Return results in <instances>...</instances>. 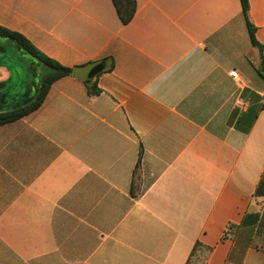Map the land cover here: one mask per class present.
I'll return each mask as SVG.
<instances>
[{"label": "crops", "instance_id": "1", "mask_svg": "<svg viewBox=\"0 0 264 264\" xmlns=\"http://www.w3.org/2000/svg\"><path fill=\"white\" fill-rule=\"evenodd\" d=\"M135 1L124 23L113 0H0V27L73 69L0 124V264H264V69L241 0Z\"/></svg>", "mask_w": 264, "mask_h": 264}, {"label": "trees", "instance_id": "2", "mask_svg": "<svg viewBox=\"0 0 264 264\" xmlns=\"http://www.w3.org/2000/svg\"><path fill=\"white\" fill-rule=\"evenodd\" d=\"M113 1L122 21L124 23L129 22L136 11V1L135 0H113ZM241 3L252 42L254 45H257L261 50V65L262 68L264 69V49H263V45L260 44L256 39V35H255L256 28L252 23L249 15V6H250L249 0H241ZM0 35L15 41L20 48L28 51L38 59L39 63L29 64L30 65L29 67L33 71L34 76L38 74L37 72L38 64L41 63L45 67V69L43 68L42 73H40V77L42 81L37 86L38 93L36 95L31 96L28 94L26 95L23 94V96L19 100V103L16 106L0 108V124H3L12 121L16 118H19L22 115L38 107L40 103L43 101L50 84L58 77L71 73L73 69L65 67L59 62L40 54L38 50L35 49V47H33L24 37H22L18 33L0 27ZM259 72L262 75V77H264V74L260 70ZM90 90L93 94H98L100 92V88L97 86L96 83L90 84Z\"/></svg>", "mask_w": 264, "mask_h": 264}, {"label": "rangeland", "instance_id": "3", "mask_svg": "<svg viewBox=\"0 0 264 264\" xmlns=\"http://www.w3.org/2000/svg\"><path fill=\"white\" fill-rule=\"evenodd\" d=\"M0 47L5 49L0 52L1 55H7L8 63L14 66L11 82L1 87L2 92H6L5 97H3L6 105L16 102L20 95H36L38 93L37 86L42 81L40 73H42L43 68L45 69L44 65L38 64V74L34 76L29 64L39 63L36 57L20 48L15 41L1 35Z\"/></svg>", "mask_w": 264, "mask_h": 264}, {"label": "water", "instance_id": "4", "mask_svg": "<svg viewBox=\"0 0 264 264\" xmlns=\"http://www.w3.org/2000/svg\"><path fill=\"white\" fill-rule=\"evenodd\" d=\"M109 66V60L108 59H101L99 61L93 62L90 65H88L87 69H86V74L84 75V78L87 82H90L95 75H97L98 73H100L101 71H103L104 69H106ZM6 92H0V98L5 97ZM23 95H20L18 100H16V102L12 103V104H7L3 107H14L19 103L20 98Z\"/></svg>", "mask_w": 264, "mask_h": 264}, {"label": "flooded vegetation", "instance_id": "5", "mask_svg": "<svg viewBox=\"0 0 264 264\" xmlns=\"http://www.w3.org/2000/svg\"><path fill=\"white\" fill-rule=\"evenodd\" d=\"M2 91H3V89L0 87V92H2ZM5 105H6L5 99L4 98H0V108L5 106Z\"/></svg>", "mask_w": 264, "mask_h": 264}, {"label": "built area", "instance_id": "6", "mask_svg": "<svg viewBox=\"0 0 264 264\" xmlns=\"http://www.w3.org/2000/svg\"><path fill=\"white\" fill-rule=\"evenodd\" d=\"M231 76H232L233 78H235V79H238V80L240 81V77L238 76V73H237V72L232 71V72H231Z\"/></svg>", "mask_w": 264, "mask_h": 264}]
</instances>
